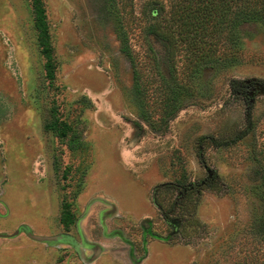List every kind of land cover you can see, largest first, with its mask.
<instances>
[{"label": "rangeland", "instance_id": "obj_1", "mask_svg": "<svg viewBox=\"0 0 264 264\" xmlns=\"http://www.w3.org/2000/svg\"><path fill=\"white\" fill-rule=\"evenodd\" d=\"M33 1L0 0V234L27 225L38 235L70 234L88 256L93 244L101 251L87 262L75 246L22 232L0 238V264H264V28L242 26L235 65L186 68L179 57L174 71L144 35L147 0H133L123 11L142 72L136 91L109 0H41L53 81ZM175 77L186 83L185 104L165 123L170 109L160 98Z\"/></svg>", "mask_w": 264, "mask_h": 264}, {"label": "trees", "instance_id": "obj_2", "mask_svg": "<svg viewBox=\"0 0 264 264\" xmlns=\"http://www.w3.org/2000/svg\"><path fill=\"white\" fill-rule=\"evenodd\" d=\"M133 0H109L110 6L119 10L116 16L118 20V37L122 44V50L130 57L133 64L135 90L140 91L141 70L133 56L129 46L128 32L125 27L124 10L133 7ZM34 27L38 32V42L41 53L45 58L44 71L46 77L55 80V63L53 60V48L47 22V15L41 0L33 1ZM133 10V8H132ZM126 12V11H125ZM141 20H144L143 32L149 38L153 37L165 49L168 59L172 61V70L176 71L177 59L184 58L186 68L200 66H232L239 62L240 45L242 42L241 28L245 24H257L264 28V0H147L140 11ZM140 20V21H141ZM150 49V48H149ZM153 51V48L150 49ZM153 53L151 66L154 69ZM157 66V65H156ZM158 69V67H157ZM162 74V72H161ZM169 79L162 74L160 86L168 87ZM174 87L167 88L162 93L160 101L163 106L170 109L163 112L161 121L176 116V109H181L185 104V81L175 77ZM159 99V98H158ZM47 130H55L56 123H48ZM251 128H247L227 142L234 144L242 140ZM69 128H62L59 133L67 137ZM75 135V134H74ZM81 143L72 139L69 143L71 150H78ZM259 186L263 192L264 202V168L258 169ZM67 204H64L66 207ZM60 222L68 227L74 223L68 210L64 211ZM260 225L264 226V209L260 219Z\"/></svg>", "mask_w": 264, "mask_h": 264}, {"label": "water", "instance_id": "obj_3", "mask_svg": "<svg viewBox=\"0 0 264 264\" xmlns=\"http://www.w3.org/2000/svg\"><path fill=\"white\" fill-rule=\"evenodd\" d=\"M22 232L25 233L31 240L39 243H45L49 245L70 244L77 247V249L81 251V245H79L75 238L70 234H58L55 236L38 235L35 234L27 225H22L13 234H0V238H14L19 236Z\"/></svg>", "mask_w": 264, "mask_h": 264}, {"label": "bare ground", "instance_id": "obj_4", "mask_svg": "<svg viewBox=\"0 0 264 264\" xmlns=\"http://www.w3.org/2000/svg\"><path fill=\"white\" fill-rule=\"evenodd\" d=\"M86 249H87V247L85 245H81V251L80 252L83 255V258L87 262L94 261L97 258L98 253H100V251H101V247L98 244H93V245H91V249H93L95 253L93 256H88L86 254Z\"/></svg>", "mask_w": 264, "mask_h": 264}, {"label": "flooded vegetation", "instance_id": "obj_5", "mask_svg": "<svg viewBox=\"0 0 264 264\" xmlns=\"http://www.w3.org/2000/svg\"><path fill=\"white\" fill-rule=\"evenodd\" d=\"M249 93L250 92L247 90L246 93H245L246 97H249V95H248Z\"/></svg>", "mask_w": 264, "mask_h": 264}]
</instances>
